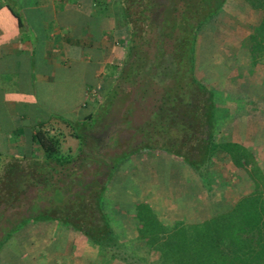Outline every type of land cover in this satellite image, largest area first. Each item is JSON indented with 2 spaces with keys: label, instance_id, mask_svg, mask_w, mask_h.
<instances>
[{
  "label": "crops",
  "instance_id": "1",
  "mask_svg": "<svg viewBox=\"0 0 264 264\" xmlns=\"http://www.w3.org/2000/svg\"><path fill=\"white\" fill-rule=\"evenodd\" d=\"M120 8L118 0H0L1 161L3 157L20 159L27 167L33 159H42L44 152L34 140L36 132L58 140V151L64 155L66 144L61 133L67 132L70 123L76 125L83 119L96 92L104 91V84L116 69L113 67L124 57L117 46L128 39L129 29L121 24ZM199 57L194 53L195 78L214 97L221 94L230 102L240 101L237 112L226 109L228 114L213 134L214 144L241 145L264 172V107H254L264 103V96L252 95L256 87L251 74L256 67L247 60L238 79L241 81L225 74L224 82L216 87L207 78L201 82L196 77ZM226 69L229 73L233 68ZM261 85L264 89V82ZM66 113L72 115L69 120L63 118ZM69 136L73 138L70 145L78 148L76 135ZM144 151L126 157L121 163L122 174L116 169L105 187L104 192L114 194L112 207L110 199H102L114 233L119 225L114 216L117 212L112 210L131 211L138 203L147 204L165 226L176 222L195 225L226 211L211 213L208 207L210 213L199 218L196 204L203 205L202 190L206 193L210 186L204 182L200 185V176L185 162L167 153ZM222 160L242 171L243 182L251 185L250 178L232 164L227 154L216 153L211 163ZM225 176L218 175L211 183L228 187L230 183H226L231 180ZM233 177L235 181L237 176ZM243 190H235L237 198L230 208L246 194ZM129 192L132 197L124 199L122 194ZM52 222L28 221L0 249V264H99L98 250L82 234ZM92 251L96 256L92 257ZM109 262L107 258L104 264Z\"/></svg>",
  "mask_w": 264,
  "mask_h": 264
},
{
  "label": "trees",
  "instance_id": "2",
  "mask_svg": "<svg viewBox=\"0 0 264 264\" xmlns=\"http://www.w3.org/2000/svg\"><path fill=\"white\" fill-rule=\"evenodd\" d=\"M224 1L118 0L121 24L129 29L131 60L118 75L110 98L116 97L123 86L135 87L136 98L140 95L142 100L154 87L161 88L158 107L143 126L135 129L144 138L141 150L153 148L173 155L192 167L206 185L208 176L202 173L203 164L223 152L251 180V190L230 209L195 225L176 222L165 226L147 205H137L138 233L142 236L143 231H148L146 246L159 254L151 264H264V172L252 153L241 145L214 144L218 110L212 92L194 74L197 32L219 12ZM258 2L264 9V0ZM250 41L254 52L257 40L250 37ZM253 58L255 61V54L251 56L252 65ZM195 128L199 130L194 132ZM78 138L82 139L79 159L61 154L56 139L36 132L34 140L42 148L43 158L33 159L27 167L23 160H8L9 164L4 166V187L0 189V249L28 221H59L81 232L98 247L103 241L115 242L114 232L101 212L100 193L105 190V182L89 197L72 192L79 180V170L90 163L97 164L92 152H82L84 141ZM192 141L198 144L195 151L180 150ZM83 154L90 158L84 159ZM105 161L104 166L108 167V160ZM31 188L36 189V195L26 206L29 216L18 212L9 217V210L24 206ZM41 203L47 205L42 207ZM120 260L128 264L124 258Z\"/></svg>",
  "mask_w": 264,
  "mask_h": 264
},
{
  "label": "rangeland",
  "instance_id": "3",
  "mask_svg": "<svg viewBox=\"0 0 264 264\" xmlns=\"http://www.w3.org/2000/svg\"><path fill=\"white\" fill-rule=\"evenodd\" d=\"M250 37H254L257 40V48L254 52L250 49ZM117 48H119L121 52H124V57L121 58L120 63L119 65H117V67H113L116 69H113L114 72L111 73L113 74L112 78L109 77L107 83L104 84V91L100 90L96 92L95 98L92 100L93 103L87 109H85L83 113L84 117L82 120L78 122L76 121V125L70 123V126H67V132L61 133V136L63 137L62 142L66 144L64 155H70L77 158L79 156L82 142V139L80 138V142L78 137H82L84 141L82 145V152H92L91 155L95 157L94 160L97 162V164H88L83 170L81 169L79 170V173H77L79 180L78 183H76V185L72 187V192H81L83 196L89 197L90 193L95 188H98L99 184L102 182H105L104 187H107L106 185L116 169L120 172V174H122V161L128 156L135 155V152L143 151L141 150V144H143L142 142L144 138L142 134L137 133L138 131H136L135 129L143 126V124L148 121V118L150 117L152 112L156 110L159 104L158 99L160 98L161 88L158 86L154 87L152 89V93L145 96L143 100L141 99L140 95H138V97L136 98L135 87L126 89V86H123L121 89L117 90L118 93L116 97L110 98V90L117 84L118 75L121 73V70L125 66V64H127L129 60H131V57L129 56L128 39L125 42H121L117 46ZM263 48L264 9L259 6L258 0H225L219 12L214 17L205 22L197 32L195 53L197 52L200 56V61L198 60V66L200 67L196 77H198L201 82L202 78L204 79V81L207 78V81L210 82V84L212 83L216 87L221 86L220 84L224 82H221V80H225V74L227 76L233 75L234 81L241 79L245 62L247 60L251 62V56L252 54H255L256 60L254 61L253 58L255 64H253L254 66L252 67H256V70H252L251 76H253V79L255 78L254 85L256 87V91L252 92V95L257 94L258 96L263 97L264 89H262L261 85V83L264 82ZM229 67H232L233 69L230 72L228 71L229 73H226V68ZM224 93H226L225 90ZM232 99L234 100L233 97ZM213 102L215 108L218 110L215 114L216 120L214 126L215 128L213 130L214 134L216 127H218L220 123H222V121L225 119L224 117L228 114V111H226V109L231 112H237V105H240V101H236L233 103L224 98L223 95L218 94L216 95V97H214L213 95ZM250 105L251 104H249V108L251 107ZM263 105L264 103L258 102V106L256 105L254 107L260 110L264 107ZM71 117L72 115L69 113H66V116H63L64 119L68 120ZM197 128H199V126ZM197 128L193 129V131L197 132L199 130ZM172 131H176V133L179 132V130L176 129H173ZM72 133L73 136L76 135L77 139L79 140L78 148H76L75 146H71L69 143L70 139H73L69 136ZM197 146L198 144L192 141L188 146L183 147L180 150H182V152H185L194 149L195 151L197 149ZM151 150L159 153H164L153 148L145 151ZM103 157L108 160V167H105L107 164ZM83 158L89 159L90 157L87 154H83ZM4 160L6 162L3 160L0 161V189L2 190L4 187L3 183L6 179L4 166H6V164H9L8 160ZM98 164H100V167L97 166ZM23 165H25V163H23ZM118 165L120 166V168H117ZM225 165L226 163L223 160L213 163H211V160H209L207 163L203 164V168H201L202 173L208 176L207 182L209 183L208 186H210L209 191H207L206 193L204 190H202L203 194L201 196L204 197V202L198 199L202 202L203 205L196 204L197 207H200V210L198 211L201 213V217H199L201 219L205 218L207 213H210V210L208 211V207L212 208L211 213L216 211L217 209V211H221L222 209H225L227 211L228 209H230V206L237 198L236 195L238 191L235 192L236 189L240 190L243 187V192L245 191V193H248L251 190V185H247L246 182H243L245 176L242 171L240 172L238 170H235L232 165ZM20 173L26 174L27 171H20ZM224 174L226 175V179L231 180V182L226 183H230L228 187L227 185H225V187L215 185L213 186L211 180L213 182L214 177L217 178L218 175L222 176ZM230 175L232 176L230 177ZM235 175L237 176V179L234 181V179L232 178H234L233 176ZM198 181L200 182V185H202L201 182H204L202 179H199ZM233 181L234 183H232ZM120 190L121 189H118V191ZM35 191L36 189L32 188L29 190L28 198L24 202L25 207L23 206L14 210H9L7 215L10 217L12 216L10 214H18V212H21L23 216L26 215L28 217L29 212L26 211V206L30 201L33 200V197L36 195ZM195 192L197 191L195 190ZM125 194H122L124 199H129V197H132L133 195L132 192H129V194ZM103 196L107 197V200L110 199V207H112L114 204L112 202V197L114 196V194H109L107 191H105L100 193L101 199H103ZM139 204L147 205L144 203H138L137 205ZM46 205V203L40 204V206L42 207ZM137 205L133 207L131 211L124 210V212L123 210L115 211V209L112 210L110 208V212L111 210L117 213L119 212V214L114 213V216H116L117 218V224L119 225L117 231L114 233L115 242L117 241L116 245L114 241L109 240L101 242L100 246L98 247L94 242L84 236L81 232L75 231L70 227H66L69 230H73L77 233L82 234L84 238L87 239L86 241L88 242V244H91L93 248L95 247V249L98 250L96 260L99 262V264H104L107 258H110L111 255L112 259L110 258V262L108 264H125L120 260L121 258H124L128 264H144V262L151 264L158 260L159 254L158 251H151L146 246L148 231H143L142 236H140L138 233V221L136 219ZM107 210L108 208L105 205L102 208L101 200L102 215L106 217V220L109 223L110 220L107 217ZM150 210L153 213L152 209ZM119 215L123 216V219H118L120 218ZM154 216L156 217L155 214ZM156 218L161 223L158 217ZM50 221H53L52 223H54V220ZM55 222L61 223L59 221ZM132 227H134L133 230L135 232L132 231ZM119 228H122L123 231L127 232L121 233V230ZM101 246H103L104 248L100 252ZM92 252V257L96 256L94 251Z\"/></svg>",
  "mask_w": 264,
  "mask_h": 264
}]
</instances>
